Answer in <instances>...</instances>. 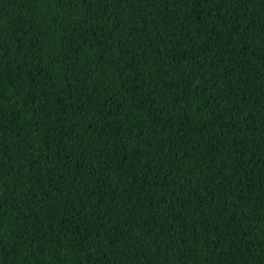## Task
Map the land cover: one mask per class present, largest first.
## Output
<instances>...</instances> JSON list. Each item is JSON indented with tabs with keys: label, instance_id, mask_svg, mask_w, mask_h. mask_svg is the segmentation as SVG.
<instances>
[{
	"label": "trees",
	"instance_id": "obj_1",
	"mask_svg": "<svg viewBox=\"0 0 264 264\" xmlns=\"http://www.w3.org/2000/svg\"><path fill=\"white\" fill-rule=\"evenodd\" d=\"M5 49L0 264H264V0H0Z\"/></svg>",
	"mask_w": 264,
	"mask_h": 264
},
{
	"label": "snow or ice",
	"instance_id": "obj_2",
	"mask_svg": "<svg viewBox=\"0 0 264 264\" xmlns=\"http://www.w3.org/2000/svg\"><path fill=\"white\" fill-rule=\"evenodd\" d=\"M84 2L87 3L88 0H84ZM95 2L106 3L107 0H95ZM124 2H128V0H124ZM136 2H137V3H152L153 0H136ZM156 2H162V0H156ZM173 2H175V0H173ZM187 2L192 3L193 7H198V6H199V3H200V0H187ZM205 2H207V0H205ZM218 2H219V3H224L225 0H218ZM236 2H237L238 4H240L241 6H243V4H244L245 2H253V0H236ZM152 22L155 23L154 20H153ZM91 23H93V24H99V18L93 19V20L91 21ZM204 23H207V21H205ZM119 27H120V24L117 23L116 27L113 28L112 31L115 33ZM201 31H203V28L201 29ZM239 35H240V34L237 35V38H239ZM191 39H192L191 36H189V37H188L189 42H191ZM193 46H194V45H193ZM17 51H18V50H8V49H5L3 52H0V63H2L4 59H8L9 57H12L13 59H12L11 62H12V63H15V59H14V58H15V56H16V54H17ZM2 75H3V74L0 73V78H2ZM130 82L135 86V80H132V81H130ZM34 86H35V87H38V85H34ZM0 87H3L2 79H0ZM157 90H158V89H157ZM154 94H155V93H153V95H154ZM20 95H21V92L18 90V92H17V96H20ZM216 108H217L218 110H220V111H223V109H220V108H219V104H217ZM160 111H161V115H163V114H164V113H163V109H161ZM101 115H103V111L101 112ZM241 116H242V113H241L239 110H237V111L231 113L230 118H240ZM97 122H99V121H97ZM208 123H209V124H220L219 131H220L222 134H224V129H225L226 125L221 124L220 120H217V119L215 118V116H214L211 112H210L209 115H208ZM231 126H232V127H235L236 125H235V123H233ZM74 131H75V129H72V130L68 131V132L66 133V135L71 136V135H73ZM202 132H203L206 136L211 137L212 139H217L216 137H212L211 130H210L208 127H204V128L202 129ZM213 147H215V145H213ZM220 171H221V172H224V171H226V169L221 168ZM238 207H242V202H241L240 205H238ZM193 214H195V213H193ZM199 228H204V225H203V224H200V225H199ZM196 231H198V230L194 228V232H196ZM215 231H216V232H219V228L217 227V228L215 229ZM201 236H203V237L207 240L208 238L213 237V231H212V230L205 229V231H204L203 233H201L200 235H197L195 238H196L197 240H199V239L201 238ZM117 239H119V237H117ZM53 240L55 241L56 238L54 237ZM0 242H2V241H0ZM219 242H220V237H219V236L215 237V239L212 241V246H215V244H218ZM57 247H59V243H57ZM193 264H195V262H193Z\"/></svg>",
	"mask_w": 264,
	"mask_h": 264
}]
</instances>
